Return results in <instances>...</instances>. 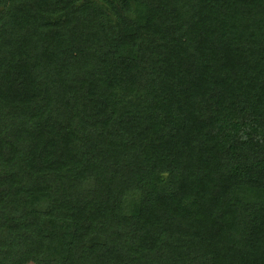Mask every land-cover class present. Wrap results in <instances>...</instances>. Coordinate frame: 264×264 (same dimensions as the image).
<instances>
[{
  "label": "trees",
  "instance_id": "16d2710c",
  "mask_svg": "<svg viewBox=\"0 0 264 264\" xmlns=\"http://www.w3.org/2000/svg\"><path fill=\"white\" fill-rule=\"evenodd\" d=\"M0 264H264V0H0Z\"/></svg>",
  "mask_w": 264,
  "mask_h": 264
}]
</instances>
